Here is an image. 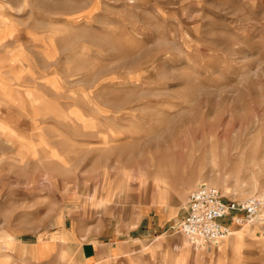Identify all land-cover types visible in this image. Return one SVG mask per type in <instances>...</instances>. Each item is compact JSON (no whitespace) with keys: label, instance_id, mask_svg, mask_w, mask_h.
<instances>
[{"label":"rangeland","instance_id":"374dc122","mask_svg":"<svg viewBox=\"0 0 264 264\" xmlns=\"http://www.w3.org/2000/svg\"><path fill=\"white\" fill-rule=\"evenodd\" d=\"M205 187L264 199V0H0V264H264Z\"/></svg>","mask_w":264,"mask_h":264},{"label":"built area","instance_id":"2783aa9c","mask_svg":"<svg viewBox=\"0 0 264 264\" xmlns=\"http://www.w3.org/2000/svg\"><path fill=\"white\" fill-rule=\"evenodd\" d=\"M185 216L179 231L189 239L217 243L234 227L255 223L264 216V199L227 200L217 188H201L187 195Z\"/></svg>","mask_w":264,"mask_h":264},{"label":"crops","instance_id":"0c3cea01","mask_svg":"<svg viewBox=\"0 0 264 264\" xmlns=\"http://www.w3.org/2000/svg\"><path fill=\"white\" fill-rule=\"evenodd\" d=\"M83 251V257L84 259L86 258V251L82 250ZM87 255H91V253H87ZM87 259V258H86Z\"/></svg>","mask_w":264,"mask_h":264}]
</instances>
